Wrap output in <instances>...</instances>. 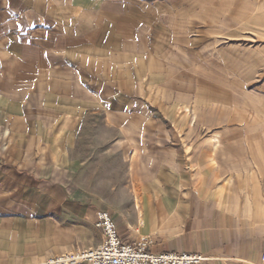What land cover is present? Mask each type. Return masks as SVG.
I'll return each instance as SVG.
<instances>
[{"label": "crops", "instance_id": "crops-1", "mask_svg": "<svg viewBox=\"0 0 264 264\" xmlns=\"http://www.w3.org/2000/svg\"><path fill=\"white\" fill-rule=\"evenodd\" d=\"M101 1L108 0H91L92 6L87 0H0V57L8 40L15 58V79L3 86L13 89L11 104L20 107L14 119L27 123L13 130V145H0V264H44L50 256L99 246L101 210L116 221L122 241L151 238L157 254L196 253L206 258L203 264H264L261 197L245 193L244 178L222 179V161L213 156L218 146L169 145L159 138L165 129L158 135L145 129L144 136L159 139L139 146L117 139L110 149L132 154L124 193L107 204L80 181L76 154L86 116L104 109L109 120H119L118 104L136 102L119 96L115 66L118 56L133 55L132 32L95 13H64ZM132 13L124 14L126 26ZM106 60L111 68L103 67ZM23 72L29 74L24 99L16 76ZM120 115L158 123L149 112ZM122 134L137 133L126 128ZM23 136L29 139L22 145L16 138ZM198 152L205 156L197 159Z\"/></svg>", "mask_w": 264, "mask_h": 264}, {"label": "rangeland", "instance_id": "rangeland-1", "mask_svg": "<svg viewBox=\"0 0 264 264\" xmlns=\"http://www.w3.org/2000/svg\"><path fill=\"white\" fill-rule=\"evenodd\" d=\"M88 6L64 13L66 17L77 11L87 17L95 13L132 32L133 55L118 56L115 66L119 96L138 103L120 102L119 120H109L104 109L86 116L76 154L83 164L82 184L109 204L113 194L116 199L130 186L132 155L113 153L111 147L117 139L123 140L119 144L139 146L157 137L144 136L145 129L157 135L165 129L166 136L159 138L169 145L218 146L213 156L223 163L217 166L222 179L244 178L245 193L261 197L263 212L264 0H108ZM130 10L132 24L126 26L124 14ZM22 12L26 14V9ZM10 43L6 41V53L0 57V145L7 148L15 142L13 130L27 127L14 119L20 107L11 104L13 89L3 86L15 79ZM106 61L103 67L111 68ZM16 76L18 80L21 76L24 99L29 74ZM127 110L149 112L158 123L146 125L140 115L134 120L120 115ZM126 128H132L136 136L123 137ZM16 139L23 145L29 138ZM195 155L199 159L205 153Z\"/></svg>", "mask_w": 264, "mask_h": 264}, {"label": "built area", "instance_id": "built-area-1", "mask_svg": "<svg viewBox=\"0 0 264 264\" xmlns=\"http://www.w3.org/2000/svg\"><path fill=\"white\" fill-rule=\"evenodd\" d=\"M96 227L102 234L99 246L76 248L58 256H50L44 264H203L206 260L196 253H154L151 251L153 241L148 237L126 243L119 236L116 221L106 210L97 213Z\"/></svg>", "mask_w": 264, "mask_h": 264}]
</instances>
